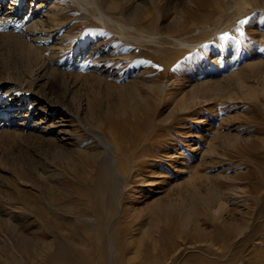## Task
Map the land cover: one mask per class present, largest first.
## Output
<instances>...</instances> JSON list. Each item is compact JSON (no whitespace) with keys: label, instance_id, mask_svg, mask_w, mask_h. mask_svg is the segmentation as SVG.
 <instances>
[{"label":"rangeland","instance_id":"obj_1","mask_svg":"<svg viewBox=\"0 0 264 264\" xmlns=\"http://www.w3.org/2000/svg\"><path fill=\"white\" fill-rule=\"evenodd\" d=\"M62 1L71 13L61 35L72 36L51 57L57 72L37 76V94L21 85L26 60L2 37L28 21L27 10L0 3V81L12 88L0 98V264H264V0H235L224 22L213 9L218 0L202 11L187 0L141 7L155 15L144 28L159 34L165 4L180 11L187 24L169 31L191 47L130 42ZM194 12L215 18L203 22ZM95 48L107 56L95 71L103 81L68 78L67 94L62 73L78 69V60L90 70ZM152 82L168 83L166 91L151 93ZM45 93L81 105L89 130L119 132L107 136L133 167L116 177L102 145L76 123L61 134L35 127L41 117L24 118Z\"/></svg>","mask_w":264,"mask_h":264},{"label":"bare ground","instance_id":"obj_2","mask_svg":"<svg viewBox=\"0 0 264 264\" xmlns=\"http://www.w3.org/2000/svg\"><path fill=\"white\" fill-rule=\"evenodd\" d=\"M11 1V5L13 6L12 8L14 9V11L16 9H21V7L24 5V8H26V13L24 15H27L26 19H28V21H26V23L22 26H18L16 24L12 25V29H14L13 33H11V31L8 30L9 33L4 32L5 34L2 35L3 39L6 42H9L10 44L15 45L18 48V52L20 53V55L26 60V66H25V74L24 76L20 77L19 80L21 82L22 86H26L28 87L29 91H33L35 94H37L40 90L38 89L39 86H37L36 84V80H37V76H39V74L41 72L44 71H49L52 70L50 67L51 65H53L52 63L54 62L52 55L53 53H55V51H57V46L59 45L61 47V45L66 41V37L68 36L67 34L65 36L61 35V31L63 29H65V27L68 25L69 23V19H70V13H71V8L68 9V7H65L64 5V1H59V0H54L51 4H49L47 2V0H43V3L41 0H10ZM25 1V2H24ZM72 2H74L73 4H77L81 11H84V13H92V15H94V17H96L97 21L101 22V24L99 23L98 26L103 25L105 28H107L108 30L114 32L115 34L120 35L121 37H124L125 39H127L130 42L133 43H141V42H159L162 40L165 41H175L177 42L180 46H185L188 47L189 44H187V41H183L181 39L176 38V36L174 34H172L169 30H170V26H175V28H179L180 26H185L187 23L183 22L182 23V17H181V13L178 10H175L174 13L173 11H171V7L169 8V4H165L164 8V12H162L163 17L165 18L164 20H166V33L164 34H159V33H155V32H149L146 30V28H144V24L146 25V23H148L149 21H151L152 19H154L155 15H153L152 12L150 11H145L144 13L140 12L141 7H147V6H153L154 8H158L159 6V2L158 0H71ZM169 1V0H168ZM188 2L192 3L193 5L197 6L199 8V11H202L206 8H208L209 6V0H187ZM5 2V0H0V3ZM50 2V1H49ZM164 2V1H163ZM161 2V3H163ZM166 2V1H165ZM47 3V4H46ZM22 4V5H21ZM164 4V3H163ZM21 6V7H20ZM26 6V7H25ZM191 7V6H189ZM263 7V6H262ZM76 8H78L76 6ZM192 8V7H191ZM197 8V9H198ZM235 8V0H218L215 1L213 3V9L215 10L216 14L218 15V17H216V19L218 18V20L220 19L221 21L223 20L224 16L229 13L232 12L233 9ZM264 8V7H263ZM1 9V8H0ZM79 9V8H78ZM147 9V8H146ZM187 9V8H186ZM190 9V8H189ZM194 10V9H193ZM143 11V10H142ZM188 11V10H187ZM11 12V11H10ZM21 12V11H20ZM190 12V10H189ZM88 13V14H89ZM191 13V12H190ZM1 15V14H0ZM14 15V14H13ZM22 15V13H21ZM192 15V14H191ZM241 15V13L239 12L238 14L234 15L233 14L231 16H233L229 22L232 21V19H236ZM15 16V15H14ZM82 16H86V14H83ZM194 18H199V20L203 21V22H208L212 21V19L214 20L215 17L211 16V17H206V15H204L203 13H193L192 15ZM81 17V16H80ZM85 17V18H86ZM10 18V17H9ZM16 18V17H15ZM72 18V17H71ZM84 18V19H85ZM184 18V16H183ZM13 19V18H12ZM11 19V20H12ZM191 19V18H190ZM193 19V18H192ZM16 20V19H15ZM5 20H1L0 19V26H2L1 22H4ZM13 21V20H12ZM73 21V20H72ZM216 21V20H215ZM227 21V20H226ZM19 22V21H18ZM224 22V20H223ZM228 22V23H229ZM9 24V22H7ZM11 23V22H10ZM13 23V22H12ZM17 23V21L15 22ZM153 23V22H152ZM207 23V24H208ZM19 24V23H18ZM183 24V25H182ZM212 24V23H211ZM6 25V24H5ZM3 25V26H5ZM20 25V24H19ZM70 25V23H69ZM68 25V26H69ZM97 25V24H96ZM214 25V24H213ZM217 25V24H216ZM224 24L222 23V26ZM67 26V28H68ZM93 26V25H92ZM95 26V24H94ZM153 26V25H151ZM209 26V25H208ZM206 26L207 28L210 29V27ZM221 26V27H222ZM7 27V25H6ZM196 27V26H195ZM203 28V26H201ZM1 29H3L2 27H0ZM10 28V27H8ZM200 28V27H199ZM5 29V28H4ZM106 29V31H107ZM174 29V28H172ZM195 29V28H194ZM193 29V30H194ZM206 29V28H205ZM208 29V30H209ZM6 30V29H5ZM87 30V29H86ZM183 30V28H182ZM3 31V30H2ZM17 31V32H16ZM67 31V30H66ZM72 31V28L68 30V34L70 35ZM108 31V32H110ZM152 31V30H151ZM163 31V32H165ZM174 31V30H173ZM195 31V30H194ZM199 31V30H197ZM205 32V31H204ZM88 33V32H85ZM178 34V33H177ZM1 35V34H0ZM72 35L68 36L71 37ZM80 36V35H79ZM78 36V37H79ZM163 36V37H162ZM162 37V38H161ZM181 38V37H180ZM127 41V42H128ZM129 42V43H130ZM170 43V42H169ZM178 45V46H179ZM188 45V46H187ZM231 45V44H230ZM63 46V45H62ZM67 46V44L65 45ZM65 46L63 48H65ZM195 45H193L192 47H194ZM232 46V45H231ZM231 46L229 48H231ZM71 47V46H70ZM101 47V46H100ZM191 47V46H189ZM91 48V47H90ZM99 48V47H98ZM95 48L94 49V56L93 58H95L93 61L90 58L91 64L93 62H96L94 65H89L90 66V70L86 71L85 67L83 66V63H86L88 60H86V62H83L82 65L79 63L81 62V60H78V62L76 63L77 66H80L78 69H74L69 73L63 72V83L65 84V92L67 93V91H69L68 86L66 85V80L69 78H77L78 79H87L88 78H96L100 81H103V77L105 76H96L95 71L99 70V66L100 63H103V59L106 58L107 56L103 55V50L104 49H98ZM104 48V46H103ZM62 49V47L60 48V50ZM66 49V48H65ZM70 49V48H69ZM88 50V49H87ZM114 50V49H113ZM59 51V49H58ZM229 51V50H228ZM89 52V51H88ZM111 52V51H110ZM59 54V53H58ZM54 57L55 54L53 55ZM133 57V56H132ZM84 58V57H83ZM120 58V57H119ZM131 58V57H130ZM128 58V59H130ZM58 59V58H56ZM108 59H110L108 57ZM132 59V58H131ZM214 59V58H213ZM107 60V59H106ZM52 61V62H51ZM103 61V62H102ZM120 61V60H119ZM212 61V60H211ZM214 64H216L215 60H213ZM219 61V60H218ZM98 62V63H97ZM259 63V62H258ZM74 64V63H73ZM89 64V63H88ZM256 64V63H255ZM264 64V63H263ZM262 64V65H263ZM55 65V64H54ZM75 65V64H74ZM86 65V64H85ZM212 65V63H211ZM218 65V63H217ZM256 66H259L256 65ZM255 66V67H256ZM70 67V66H69ZM106 68V65L104 66ZM73 68V67H72ZM101 70V72H105L107 69ZM109 68V67H108ZM58 69V68H57ZM71 70V69H70ZM52 74L57 72L56 68L52 70ZM109 71V70H108ZM68 72V71H67ZM240 74V72H238ZM238 73H234L233 76H227L226 80L230 81V80H235V78H233L236 74L238 77ZM99 74V73H97ZM102 74V73H101ZM242 74V73H241ZM108 76V75H107ZM243 76V75H242ZM236 77V78H237ZM245 77V76H244ZM106 78V77H105ZM104 78V79H105ZM109 78V77H108ZM233 78V79H232ZM240 78V77H239ZM62 79V78H61ZM95 79V80H96ZM18 80V79H17ZM13 81V80H12ZM106 81V80H105ZM239 81V80H238ZM234 82V81H233ZM223 83V82H222ZM238 83V82H237ZM244 83V82H242ZM11 84V80H1L0 81V98L2 95H8L10 94V92H12V88L10 87ZM114 84V83H113ZM225 84V83H224ZM40 85V83H39ZM115 85V84H114ZM168 83H157V82H152V84L150 86H148L149 90H151V93L153 92H160V93H164L166 91ZM221 85V84H220ZM223 85V84H222ZM232 85V84H231ZM15 86V85H14ZM239 86V85H238ZM242 87V86H241ZM18 89V88H17ZM16 89V90H17ZM54 88H52L53 90ZM234 89V88H233ZM14 90V89H13ZM15 90V91H16ZM57 90V89H56ZM18 92V91H17ZM48 93V92H47ZM16 94V93H15ZM68 94V93H67ZM155 95V93H154ZM223 95V94H222ZM228 96V95H227ZM13 98V97H12ZM27 98V97H25ZM30 98V97H28ZM27 98V99H28ZM213 98V97H212ZM8 99V98H7ZM40 99V98H39ZM38 98L35 100V103L33 104L34 107H31L30 110L28 112H25V114L23 115L24 118L28 119L30 117H41L40 120L36 121L35 123V127L40 126L41 124H46L47 126L45 127L47 130H49L50 128H60V133H66L69 134L67 132H69V130H67L66 127L71 126L69 124L72 123H76L77 125H80L81 128H83L84 130H88L91 131L92 134L95 136V138L97 139V141L102 145L103 151L105 152L103 155L106 156L108 162L110 163V165L113 168V173L116 177H121L122 173L125 172L124 169H126L125 167H128L131 169V167H133V162L129 161L128 157H125V162L123 163V154L122 152V147H115V145H113L110 141L109 138H114V136H118L119 132L114 131V130H108V131H92L89 130V127H86V122L84 123V120L82 119V112L83 109L80 106H76L68 97L67 95L60 101V102H54L51 98H49L47 96V94L45 93L44 95V100L43 102H40ZM13 101L15 100L14 98L12 99ZM216 101V100H215ZM28 102V101H27ZM220 102V100H219ZM47 105H46V104ZM26 104V103H25ZM45 106H44V105ZM63 105L65 109L61 111H59V109H56L55 111H52L49 109L48 106H54V105ZM5 107V106H4ZM20 107V106H19ZM11 108V106H10ZM219 108V107H218ZM7 109V108H6ZM12 110V109H10ZM23 110V109H22ZM85 111V110H84ZM16 113V112H15ZM60 113V114H59ZM57 114H59L60 116H57ZM8 116V115H6ZM17 116V115H16ZM2 118V117H0ZM21 118V117H20ZM58 118H61V122L58 124L57 120ZM131 119V118H130ZM13 120V119H12ZM129 120V119H128ZM51 122V123H50ZM64 122H68V123H64ZM134 122V121H133ZM50 123V124H49ZM128 123H131L130 121ZM137 123V122H136ZM68 124V125H67ZM75 124V125H76ZM76 125V126H77ZM103 125L102 121H99L98 126L101 128ZM134 125V124H133ZM19 127H23L25 126V120L20 121L19 122ZM73 126V125H72ZM79 126V127H80ZM44 127V126H43ZM114 127V126H113ZM34 128V127H33ZM40 128V127H39ZM113 129V128H111ZM120 129V128H119ZM46 130V131H47ZM132 130H135L132 128ZM44 131V130H43ZM71 131V130H70ZM124 131V128H123ZM92 135V136H93ZM108 135V136H107ZM121 135V134H120ZM124 136V134H122ZM126 135V134H125ZM130 135V133H129ZM130 137V136H129ZM182 139V138H181ZM114 140V139H113ZM202 141V140H201ZM206 141V140H205ZM213 141V139H212ZM211 141V143H212ZM208 142V141H206ZM214 142V141H213ZM217 143V142H215ZM126 144V143H125ZM205 144V143H203ZM219 145V144H218ZM121 146V145H120ZM123 146V145H122ZM203 146H206L203 145ZM209 146V145H207ZM210 147V146H209ZM192 148V147H191ZM206 148V147H205ZM214 148V145H213ZM216 148V147H215ZM239 148V147H238ZM200 149V148H199ZM212 149V147H211ZM226 149V148H225ZM228 149V148H227ZM252 149V148H251ZM201 150V149H200ZM209 151V150H208ZM216 151V150H215ZM247 151V150H245ZM178 152V151H177ZM191 152H194L193 149H191ZM201 152V151H200ZM202 153V152H201ZM214 153V152H213ZM203 154V153H202ZM102 155V154H101ZM127 155V154H126ZM212 156V154H211ZM210 156V157H211ZM104 157V156H103ZM183 158V157H182ZM214 158V157H212ZM175 159V158H174ZM215 159V158H214ZM176 161V160H175ZM216 161V160H215ZM221 161V160H220ZM204 162H208V161H204ZM218 162V161H217ZM179 163V162H178ZM185 163V162H184ZM227 164V163H226ZM188 165V164H187ZM201 165V164H200ZM207 165V164H206ZM203 166V165H201ZM200 166V167H201ZM230 166V165H229ZM187 167V166H186ZM224 167V165H223ZM208 168V167H207ZM206 169V168H205ZM176 172L175 174L178 175L180 173V171H182L180 168H176L175 169ZM185 171V170H184ZM186 173V171L184 172ZM161 176V175H160ZM176 177V176H175ZM202 178V176L200 177ZM164 180V179H163ZM167 180V179H166ZM208 180V179H207ZM149 182V181H148ZM164 184V183H163ZM209 184V183H208ZM203 185V184H202ZM216 185V184H215ZM219 186V185H218ZM222 186V185H220ZM226 186V185H225ZM230 186V185H228ZM223 187V186H222ZM222 189V188H221ZM233 189V188H231ZM230 189V190H231ZM229 190V189H227ZM236 190V189H235ZM200 191V190H199ZM223 191L225 192L226 190L223 189ZM234 191V190H233ZM201 192V191H200ZM229 191H227L228 193ZM211 193V192H210ZM221 193V192H220ZM229 193L232 192L230 191ZM225 195V193H224ZM223 195V196H224ZM205 197V196H204ZM213 199L216 201H220L221 197L219 195H213L212 196ZM227 197V196H226ZM229 197V195H228ZM231 197V196H230ZM227 198H225L226 200ZM230 199V198H229ZM245 199V198H244ZM257 199V198H255ZM224 200V199H223ZM223 202V201H222ZM230 202V201H229ZM233 201L230 202V204ZM258 202V201H257ZM218 203V202H217ZM225 203V202H223ZM237 203V202H236ZM213 204H215L213 202ZM226 204V203H225ZM225 204H220V206L218 205V209L219 207H222L223 209L225 208ZM234 204V202H233ZM231 207V206H230ZM216 209V207H213ZM212 208V209H213ZM248 210V209H246ZM202 211V210H201ZM249 211V210H248ZM219 212V210H218ZM218 216V215H217ZM212 217V216H211ZM206 219V218H205ZM211 219V218H210ZM219 220V219H218ZM206 221H208L206 219ZM203 222V221H201ZM222 222V221H221ZM205 223V222H204ZM207 223V222H206ZM209 223V222H208ZM218 223V222H217ZM227 223V222H226ZM220 224V223H219ZM213 225V224H212ZM217 225V224H214ZM227 225V224H226ZM215 229V228H213ZM224 229V228H223ZM222 230V229H221ZM220 230V231H221ZM219 231V232H220ZM234 233V232H233ZM225 234V233H224ZM254 234V233H253ZM216 235V232H215ZM221 235V234H220ZM218 236V235H217ZM251 236L250 234L248 235V237ZM211 237V236H210ZM215 237V236H214ZM222 237V236H221ZM219 237V238H221ZM252 237V236H251ZM247 238V237H246ZM212 239V238H211ZM227 239V238H226ZM229 239V238H228ZM248 239V238H247ZM213 240V239H212ZM224 240V239H223ZM222 240V241H223ZM225 241V240H224ZM263 241V240H262ZM261 241V242H262ZM213 242V241H212ZM219 243V242H218ZM255 243V242H254ZM212 244V243H211ZM222 245V244H221ZM115 248V246H114ZM209 249V248H208ZM235 257V256H234ZM252 257V256H251ZM228 261V260H227Z\"/></svg>","mask_w":264,"mask_h":264},{"label":"snow or ice","instance_id":"obj_3","mask_svg":"<svg viewBox=\"0 0 264 264\" xmlns=\"http://www.w3.org/2000/svg\"><path fill=\"white\" fill-rule=\"evenodd\" d=\"M241 23H244V21H241ZM228 37H227V34H225L223 37H222V39H227Z\"/></svg>","mask_w":264,"mask_h":264}]
</instances>
